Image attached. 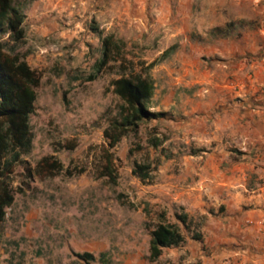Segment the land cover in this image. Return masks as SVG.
Here are the masks:
<instances>
[{"label": "rangeland", "instance_id": "obj_1", "mask_svg": "<svg viewBox=\"0 0 264 264\" xmlns=\"http://www.w3.org/2000/svg\"><path fill=\"white\" fill-rule=\"evenodd\" d=\"M12 1L25 13L16 51L40 83L30 115L32 148L9 175L14 200L0 222V264H108L98 259L103 252L112 264H260L250 256L264 251H233L249 244L229 223L232 204L250 205L264 173L248 170L244 150L232 139L220 145L213 127L202 140L197 118L209 91L199 81L210 84L221 71L211 51L244 55L237 48L259 23L260 0ZM93 26L122 43L129 69L156 61L147 69L155 84L148 106L166 113L142 122L112 150L103 130L119 103L110 86L118 62L86 80L101 52ZM218 26L230 28L233 44L211 43ZM153 137L161 140L158 148L149 143ZM109 150L115 182L99 176ZM45 156L61 168H39ZM134 162H152L148 180L133 174ZM180 213H187V227L177 220ZM161 214L182 227L185 240L150 260L149 232ZM83 252L96 259L85 263L77 256Z\"/></svg>", "mask_w": 264, "mask_h": 264}, {"label": "trees", "instance_id": "obj_2", "mask_svg": "<svg viewBox=\"0 0 264 264\" xmlns=\"http://www.w3.org/2000/svg\"><path fill=\"white\" fill-rule=\"evenodd\" d=\"M25 13L12 0H0V222L5 218V209L14 200L9 184V175L14 166L20 162L21 156L32 148L33 133L30 125V115L34 111L37 97L36 88L40 83L37 71L28 64L22 54L16 51L24 39L23 22ZM229 24L228 26H230ZM100 34L96 26L91 27ZM213 37L227 36L231 33L228 27H214L211 29ZM7 34L8 41L3 39ZM101 52L92 66V72L86 80L95 79L106 68H112L117 63V76L110 80L112 92L118 97L119 103L116 113L111 117L103 130L104 138L112 150L128 133H137L144 121L159 119L166 113L152 111L148 102L155 91L154 80L149 74L150 67L156 64L149 63L144 69L135 71L129 69L122 56V43L112 35H101ZM175 47L172 45L162 52L164 59ZM114 62V63H112ZM151 146L158 148L161 140L158 137L149 139ZM106 153V163L101 167L99 176L116 181L114 155L112 151ZM39 168L49 170L61 168V164L50 156H45L38 164ZM153 170L152 162H134L133 174L141 180H148ZM161 219L151 228L149 235V259L156 260L166 247L177 246L185 240V233L178 223H171ZM177 220L188 226L187 213L176 215ZM193 238L200 239V233ZM85 263L96 258L90 252L77 253ZM99 261L112 264L106 253L99 255Z\"/></svg>", "mask_w": 264, "mask_h": 264}, {"label": "crops", "instance_id": "obj_3", "mask_svg": "<svg viewBox=\"0 0 264 264\" xmlns=\"http://www.w3.org/2000/svg\"><path fill=\"white\" fill-rule=\"evenodd\" d=\"M260 2L264 11V0ZM259 16V23L251 26L250 40L237 48L238 53H244L242 57H233L229 54L230 48L226 54L216 48L211 51L212 59H221V71L212 75L210 84L205 79L197 80L209 90L203 100L202 114L197 118L202 140L207 139L205 134L213 127V138L219 139L220 145L232 139L244 150L243 158L250 164L248 170L264 173V12ZM231 37L232 33L226 37H212L211 43L229 41L233 44ZM254 163L260 165L254 169ZM247 203L250 205L232 204L236 209L229 229L232 227L238 234L237 239L249 244L246 249L236 247L233 251H264V186ZM250 260L263 264L264 252L252 254Z\"/></svg>", "mask_w": 264, "mask_h": 264}]
</instances>
